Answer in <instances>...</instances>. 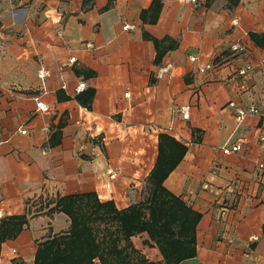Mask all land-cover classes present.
<instances>
[{
	"label": "crops",
	"instance_id": "0c3cea01",
	"mask_svg": "<svg viewBox=\"0 0 264 264\" xmlns=\"http://www.w3.org/2000/svg\"><path fill=\"white\" fill-rule=\"evenodd\" d=\"M235 42L246 49L231 52ZM250 106L258 113L239 121ZM263 125L264 0H0V221L26 216L0 264H32L69 230L54 210L62 196L143 201L161 133L186 146L164 184L201 214L196 255L179 264H264ZM226 143L241 149L227 154ZM132 242L163 261L147 232Z\"/></svg>",
	"mask_w": 264,
	"mask_h": 264
},
{
	"label": "trees",
	"instance_id": "16d2710c",
	"mask_svg": "<svg viewBox=\"0 0 264 264\" xmlns=\"http://www.w3.org/2000/svg\"><path fill=\"white\" fill-rule=\"evenodd\" d=\"M185 153V145L161 133L158 159L148 176V195L125 209L113 200L101 201L93 192L60 197L54 210L70 217V228L42 242L32 264H95L96 260L102 264H179L194 257L201 214L164 184ZM25 217L0 221V249L7 238L22 231ZM142 232L159 247L162 262L149 261L134 246L132 236Z\"/></svg>",
	"mask_w": 264,
	"mask_h": 264
},
{
	"label": "built area",
	"instance_id": "2783aa9c",
	"mask_svg": "<svg viewBox=\"0 0 264 264\" xmlns=\"http://www.w3.org/2000/svg\"><path fill=\"white\" fill-rule=\"evenodd\" d=\"M181 1L198 3L200 0H181ZM129 27H130L129 24L125 25L126 29L129 28ZM245 49H246V46H244L243 44L238 43V42L232 43L230 45L231 52H241V51H244ZM190 60L191 61H196L197 60V56L196 55H190ZM76 61H77V58L75 56H71V58L69 60V63L73 64ZM212 67H213V64L212 63H208L207 65L201 67L200 71L201 72H205L206 70H209ZM173 68H174V64L173 63H167L165 65H162L158 69V76L161 77V76H163L164 73L171 72L173 70ZM247 71H248L247 68H242V69L239 70V73L240 74H246ZM49 74H50V71L47 68L41 67L39 69L38 75H39V77L41 78V80L43 82V86H44L46 78L49 76ZM86 87H87V82L85 80H81L78 83L77 87H76V92L80 93L81 91L86 89ZM43 89L45 91V86L43 87ZM34 99L36 100L37 109L39 111H42V112L50 111V106L45 101H43L41 95H35ZM179 111H180V113H181V115H182L184 120H189L190 119L191 106L189 104H184V105L180 106L179 107ZM258 111L259 110L255 106H250L248 108H240V109H238V112H237V118H238L239 121H241V120L244 119V117L248 113H258ZM20 132L22 134H26L27 130L26 129H22ZM0 142H1V138H0ZM260 143H261L262 147L264 148V125H263V130H262V132L260 134ZM222 149L227 154L233 153V152H237V151H239L241 149V144H239V143H235V144L226 143V144L223 145ZM261 167H263V165H261ZM111 177L114 178L115 174L111 173ZM13 252L16 253V249H13ZM0 261H1V258H0Z\"/></svg>",
	"mask_w": 264,
	"mask_h": 264
}]
</instances>
